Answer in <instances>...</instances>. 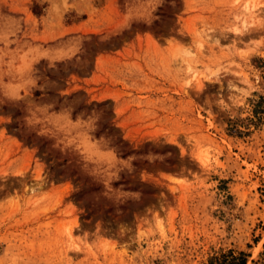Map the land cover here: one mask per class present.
I'll return each instance as SVG.
<instances>
[{
  "label": "rangeland",
  "instance_id": "1",
  "mask_svg": "<svg viewBox=\"0 0 264 264\" xmlns=\"http://www.w3.org/2000/svg\"><path fill=\"white\" fill-rule=\"evenodd\" d=\"M228 250L264 264V0H0V264Z\"/></svg>",
  "mask_w": 264,
  "mask_h": 264
},
{
  "label": "trees",
  "instance_id": "2",
  "mask_svg": "<svg viewBox=\"0 0 264 264\" xmlns=\"http://www.w3.org/2000/svg\"><path fill=\"white\" fill-rule=\"evenodd\" d=\"M256 110L257 109H255V107H254V109H253L254 116L253 117L256 120H258ZM250 122L255 124L256 121L250 119ZM247 257H248V254L243 252V251L234 252L232 250H228L226 253L221 254L218 259H215L212 264H246ZM250 264H257V263H256V261L251 260Z\"/></svg>",
  "mask_w": 264,
  "mask_h": 264
}]
</instances>
